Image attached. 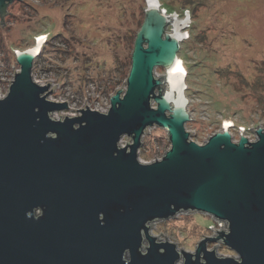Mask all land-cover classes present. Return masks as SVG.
I'll return each instance as SVG.
<instances>
[{"label": "water", "instance_id": "water-1", "mask_svg": "<svg viewBox=\"0 0 264 264\" xmlns=\"http://www.w3.org/2000/svg\"><path fill=\"white\" fill-rule=\"evenodd\" d=\"M12 1L0 0V18ZM188 23L187 11L178 18L146 0L125 85L103 111L84 104L54 117L68 104L33 78L39 51H15L19 68L0 97V264H264V122L253 139L234 140L229 117L203 141L191 137L178 58ZM150 126L166 131L169 146L142 161ZM181 211L224 228L193 251L149 232Z\"/></svg>", "mask_w": 264, "mask_h": 264}, {"label": "rangeland", "instance_id": "rangeland-1", "mask_svg": "<svg viewBox=\"0 0 264 264\" xmlns=\"http://www.w3.org/2000/svg\"><path fill=\"white\" fill-rule=\"evenodd\" d=\"M171 1L179 6L178 18L188 12L178 55L182 62L185 59L187 71L191 119L185 127L191 137L203 141L228 117L234 121L233 138H238L240 126L245 127L244 135H253L264 122V0ZM145 4L146 0H13L0 18V93L19 68L15 51L45 35L32 74L38 83L49 81V98L67 102L68 108L53 116L77 113L75 108L84 104L93 109L107 106L109 95L125 85ZM155 72L161 76L166 71L157 66ZM168 146L166 131L150 126L141 137L138 156L159 157ZM220 227L224 222L209 214L181 211L151 221L149 232L193 251L202 236ZM214 243L219 254H233L220 242H208L207 247Z\"/></svg>", "mask_w": 264, "mask_h": 264}, {"label": "built area", "instance_id": "built-area-1", "mask_svg": "<svg viewBox=\"0 0 264 264\" xmlns=\"http://www.w3.org/2000/svg\"><path fill=\"white\" fill-rule=\"evenodd\" d=\"M164 8V7H163ZM164 10H166L165 8H164ZM175 13V12H174ZM177 15V14H176ZM43 37H45V35L43 36ZM44 39V38H43ZM6 92V91H5ZM5 92H3V93H0V97L1 96H3L4 94H5ZM108 106V105H107ZM107 106H105V107H98V108H95V109H98V110H105L106 108H107ZM224 120H226V119H224ZM228 120V119H227ZM230 121L232 122L231 124H228L227 126L229 127V131H230V133H231V135H232V138H233V133L231 132V130H230V128H231V126H233L234 125V121L233 120H231L230 119ZM223 126V123H222V125H221V127ZM221 127L219 128V129H221ZM244 130H245V127L244 126H240V129H239V132H242V133H244ZM211 133V132H210ZM209 133V134H210ZM208 134V135H209ZM207 135V136H208ZM206 136V137H207ZM246 136L249 138V139H253L254 137H255V133H253V135H250V134H246ZM234 140H235V138H233ZM197 141V140H196ZM198 142H200V141H198ZM160 157V156H159ZM154 158H157V157H154ZM154 158H151V159H149V160H152V159H154ZM142 161H148V160H143V159H141Z\"/></svg>", "mask_w": 264, "mask_h": 264}, {"label": "trees", "instance_id": "trees-1", "mask_svg": "<svg viewBox=\"0 0 264 264\" xmlns=\"http://www.w3.org/2000/svg\"><path fill=\"white\" fill-rule=\"evenodd\" d=\"M187 3H189V1H187ZM160 5H161V7H164L165 9H166V11L167 12H171V11H173V12H175L177 9H178V7L179 6H177V4H175V2H172L171 0H169V1H162V0H160ZM192 8H194V7H192ZM191 8V9H192ZM192 13H193V11H192ZM193 15V14H192ZM194 16V15H193ZM192 16V17H193ZM194 19V18H193ZM210 29V28H209ZM181 50V49H180ZM179 56V55H178ZM180 57V56H179ZM182 59V58H181ZM185 60V59H184ZM184 60H183V62H184ZM262 63H264V61H262Z\"/></svg>", "mask_w": 264, "mask_h": 264}, {"label": "bare ground", "instance_id": "bare-ground-1", "mask_svg": "<svg viewBox=\"0 0 264 264\" xmlns=\"http://www.w3.org/2000/svg\"><path fill=\"white\" fill-rule=\"evenodd\" d=\"M42 39H43V36H38L37 38H36V42L31 46V48L32 49H34L35 51L36 50H38L39 49V45L41 44V42H42ZM178 58H180L181 59V57H179L178 56ZM182 60V59H181ZM166 71V70H165ZM187 73V71L185 70V73H184V75ZM164 75L166 76L167 75V71L164 73ZM183 78H184V76H183ZM183 78H182V80H183ZM36 80V82H41L40 80H38V79H35ZM38 80V81H37ZM41 84V83H40ZM225 121H228L227 119L225 120ZM228 125V124H227Z\"/></svg>", "mask_w": 264, "mask_h": 264}]
</instances>
